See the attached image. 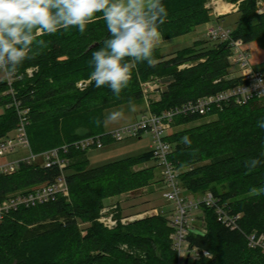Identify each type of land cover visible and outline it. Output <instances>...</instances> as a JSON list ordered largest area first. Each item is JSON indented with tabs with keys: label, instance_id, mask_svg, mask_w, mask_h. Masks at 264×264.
I'll use <instances>...</instances> for the list:
<instances>
[{
	"label": "trees",
	"instance_id": "16d2710c",
	"mask_svg": "<svg viewBox=\"0 0 264 264\" xmlns=\"http://www.w3.org/2000/svg\"><path fill=\"white\" fill-rule=\"evenodd\" d=\"M209 1L162 0L168 17L159 27L161 38L185 37L211 22ZM230 2L238 3L233 40L245 46L264 39V13H258L257 0ZM109 35L102 15H98L83 34L73 27L40 37L47 46L25 60L10 75V82L0 81V142L18 126L16 104L28 110L31 149L41 154L104 135L107 112L143 100V86L152 80L174 79L167 93L157 91L160 100H150L149 108L157 115L241 82V78L230 76V44L199 40L169 56L155 48L156 66L138 64L129 86L116 97L107 86L97 88L90 78L92 53ZM80 83L85 84L83 88L78 87ZM207 117L214 119L180 129ZM262 117L264 99H254L244 105L230 103L206 116L174 119L173 131L165 141L172 145L170 161L179 172L184 196L211 193L228 214L239 216L237 228L232 230L218 221L213 208L202 205L203 232L188 234L185 264H264L261 249L249 245L253 234L264 236V163L251 170L245 167L250 158L264 161V129L256 126ZM184 136L189 137L190 145L182 142ZM103 141L105 146L113 142L108 138ZM61 157L67 162L68 197L21 207L0 220V264L178 262L171 239L174 230L166 215L157 213L124 224L117 220L112 229L99 222L106 200L157 182L155 166L144 167L156 161L152 149L98 167L91 165L88 151L70 147ZM59 176L58 166L21 164L15 174L0 176V202L17 193L34 192Z\"/></svg>",
	"mask_w": 264,
	"mask_h": 264
},
{
	"label": "built area",
	"instance_id": "2783aa9c",
	"mask_svg": "<svg viewBox=\"0 0 264 264\" xmlns=\"http://www.w3.org/2000/svg\"><path fill=\"white\" fill-rule=\"evenodd\" d=\"M258 13H264V0H258ZM205 36L210 41L228 42L231 46L232 54L229 57L230 68L239 69L241 82L233 88L219 92L217 94L200 98L195 102H189L182 107L173 108L162 112V114H153L148 111L136 123L130 124L102 136H92L74 142L71 146L64 145L60 148L49 150L42 155L43 162L40 164L44 168L58 166L60 176L54 183L41 186L34 192L9 197L7 200L0 202V220L12 211L21 207H32L41 204L53 202L58 196L68 197V185L64 170L67 162L61 156L66 154L70 147L80 151L99 150L104 147V138L113 142H122L127 139L138 138L144 134H150L153 138L152 151L158 166L162 169L165 191L163 198L173 205L174 210L170 213L168 220L170 227L174 230L171 235L173 246L178 253V262L176 264H185L189 256L186 238L189 233H195L193 229V215L200 210L202 205L213 208L218 216V221L226 227L237 228L239 216L228 214L224 210V205L211 194L207 193L201 200L189 199L184 196L178 176L179 172L170 161L172 145L165 141V138L171 129L174 119L177 116L200 115L206 116L212 111H222L230 103L244 105L254 99H264V72L255 71L249 62V55L244 49V44L240 40H233L232 32L222 26L211 25L206 30ZM31 73V71H29ZM11 80L8 79V82ZM84 83L78 85L84 87ZM159 80H152L144 84V100L150 105V94L158 91ZM18 114V126L14 131V136H8L0 142V176H11L15 174L21 164H37L39 156L31 151L28 137V110L20 109L16 104ZM119 134V138L117 135ZM23 150L29 151V156L25 159H14L7 161L8 156H17ZM158 212L155 211V214ZM164 214V212H161ZM153 214V215H155ZM151 216V215H150ZM106 228L116 227L117 221H112L103 215L99 220ZM121 223H127L121 220ZM202 233V232H200ZM249 245L252 248L261 249L264 254V236L257 237L255 234L249 237ZM196 255H199L198 251ZM203 255L210 257L209 253L203 252Z\"/></svg>",
	"mask_w": 264,
	"mask_h": 264
},
{
	"label": "clouds",
	"instance_id": "9594fccd",
	"mask_svg": "<svg viewBox=\"0 0 264 264\" xmlns=\"http://www.w3.org/2000/svg\"><path fill=\"white\" fill-rule=\"evenodd\" d=\"M98 15L110 35L92 53L90 78L97 88L107 86L119 97L138 64L155 67L158 62L154 51L161 38L159 27L168 17L162 0H0V70L15 74L25 60L47 46L40 37L73 27L83 34ZM122 117L121 111L110 112L104 124ZM100 123L97 119V126ZM256 126L264 129V117ZM182 142L191 144L187 136ZM262 163L258 157L250 158L245 167L251 170Z\"/></svg>",
	"mask_w": 264,
	"mask_h": 264
},
{
	"label": "rangeland",
	"instance_id": "374dc122",
	"mask_svg": "<svg viewBox=\"0 0 264 264\" xmlns=\"http://www.w3.org/2000/svg\"><path fill=\"white\" fill-rule=\"evenodd\" d=\"M208 7L212 10L213 18L211 22L199 26V28L196 29L194 34L172 40H164L160 38L157 47L161 49L163 55H172L177 51L191 47L193 43L196 41L194 40L196 37H198L199 40L216 43L215 41H210L205 37L206 30L211 25L222 26L230 30L234 28L239 18L238 14H235L238 10V3L236 4L231 3L230 0H210ZM257 8H258V0H257ZM244 49L249 55L250 66L255 71L264 72V39L245 45ZM240 75L241 73L239 69L233 68L230 70L231 77H238ZM8 79L11 80V76L8 75L4 70H0V81L3 80L8 81ZM160 92H157L158 94L155 96H153L155 92L150 94L149 95L150 100H157L158 95H160ZM145 104L146 102L144 100H141L136 104L127 105L125 107H119L117 109L108 111L107 115L113 111H121L123 113V117L118 122L107 124V128L113 129L122 125L125 126L130 125L129 123L131 124L136 123L144 114L148 113V111L146 112L145 111L146 109H144ZM133 106L135 108L134 111L132 110ZM149 111L151 112V110ZM0 113H2V110H0ZM213 119H214L213 117H207L201 120L200 122L185 127H181L180 129L183 130L185 128H190L195 125L210 122ZM172 131L173 129H170L168 133H171ZM11 135L14 136V132L10 133L8 136ZM150 144L151 145L153 144L152 135L144 134L142 136L141 143L139 142L138 138L127 139L122 142H112L111 144H109V146H104L102 149L99 150H91L88 153L92 166L98 167L118 159H122L129 156H137L139 154L145 153L148 150H150L149 147ZM41 154H35L37 156L40 155L36 161L37 163L40 164L43 162V158ZM28 156H29V151L23 150L19 153V155L8 156L6 159L7 161H11L14 159H25ZM148 166L149 167L155 166L157 182L148 188L123 194L121 196H116L114 198H110L106 200L105 207L102 210L103 215H105L106 218L111 219L112 221L122 220L125 222H132L153 215L155 214V211L159 213L164 212V214H166V216L169 217L170 213L174 210V207L172 204H169V202H167L163 198V193L165 191L164 190L165 184H164L162 169L158 166L156 161L150 162ZM20 194L21 193H17L12 196H16ZM205 195H200L198 197L188 196V198L201 200ZM202 218H203L202 210H198L197 212L194 213L192 225L195 233L203 232L201 228L203 222Z\"/></svg>",
	"mask_w": 264,
	"mask_h": 264
},
{
	"label": "crops",
	"instance_id": "0c3cea01",
	"mask_svg": "<svg viewBox=\"0 0 264 264\" xmlns=\"http://www.w3.org/2000/svg\"><path fill=\"white\" fill-rule=\"evenodd\" d=\"M212 18H213V15H212ZM199 27H197L196 29H198ZM208 29V28H207ZM196 31V30H195ZM195 32H193L192 34H194ZM192 34H190V35H192ZM206 37V36H205ZM194 40H196V41H199V39H198V37H196ZM195 41V42H196ZM156 48H158V47H156ZM158 49H160V48H158ZM167 56V55H166ZM169 56V55H168ZM153 96H155V95H153ZM144 100V99H143ZM145 102H146V104L144 105V109H146L145 111L147 112V111H149V104H148V102L146 101V100H144ZM132 104H136V103H132ZM132 104H129V105H132ZM125 106H127V105H125ZM125 106H121V107H125ZM146 107V108H145ZM117 108H119V107H117ZM117 108H114V109H117ZM113 110V109H112ZM107 117V116H106ZM135 122V121H134ZM133 123V122H132ZM129 124H131V123H129ZM127 125V124H126ZM123 126H125V125H122V126H119V127H116V128H107V126H105V131H106V133H108V132H110V131H112V130H115V129H118V128H121V127H123ZM139 139V142L141 143V141H142V136L140 137V138H138ZM106 146H109V145H106ZM149 147H150V150H151V148H152V145L150 144L149 145ZM88 158H89V161H90V163H91V160H90V157H89V153H88ZM91 165H92V163H91ZM144 167H149L148 166V164L147 165H145Z\"/></svg>",
	"mask_w": 264,
	"mask_h": 264
},
{
	"label": "water",
	"instance_id": "95a60500",
	"mask_svg": "<svg viewBox=\"0 0 264 264\" xmlns=\"http://www.w3.org/2000/svg\"><path fill=\"white\" fill-rule=\"evenodd\" d=\"M173 77H167L159 80V85L157 89H160L161 93L165 94L168 92V86L173 83ZM160 95H158V100H160Z\"/></svg>",
	"mask_w": 264,
	"mask_h": 264
}]
</instances>
